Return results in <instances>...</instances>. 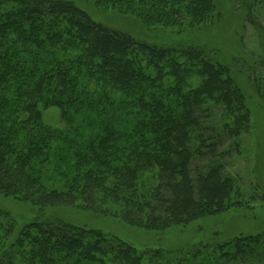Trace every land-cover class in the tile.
Instances as JSON below:
<instances>
[{
    "label": "trees",
    "instance_id": "16d2710c",
    "mask_svg": "<svg viewBox=\"0 0 264 264\" xmlns=\"http://www.w3.org/2000/svg\"><path fill=\"white\" fill-rule=\"evenodd\" d=\"M88 1L151 28L193 30L215 16L213 0ZM231 75L194 46L138 40L94 22L71 0H0V195L39 209L77 206L154 232L225 213L232 180L194 163L220 156L219 138L205 128L211 107L228 141L249 130ZM251 81L264 100L262 83ZM48 109L60 111L63 129L41 121ZM146 259L117 238L61 221L15 235L0 210V264ZM172 264H264V233Z\"/></svg>",
    "mask_w": 264,
    "mask_h": 264
},
{
    "label": "rangeland",
    "instance_id": "374dc122",
    "mask_svg": "<svg viewBox=\"0 0 264 264\" xmlns=\"http://www.w3.org/2000/svg\"><path fill=\"white\" fill-rule=\"evenodd\" d=\"M71 1L96 23L154 45L194 46L213 63L230 68L231 77L249 111V130L238 140L228 141L223 137L219 109L211 107L209 114L212 115L205 128L219 138L220 156L203 158L194 165L200 169L207 165L219 167L223 175L232 180L231 207L225 213L200 218L184 227L154 232L77 206L39 209L0 195V210L13 220L15 235L31 224L61 221L117 238L142 253L147 258L144 264H172L186 252L213 248L239 236L264 233V100L251 84V80L258 85L262 83L264 97V0L260 6H254L251 0H213L215 16L209 23L179 31L146 27L131 16L111 8L96 7L88 0ZM248 11L252 16L248 17ZM241 71L244 72L238 73ZM199 84V79L191 80L193 87ZM40 116L46 126L63 129L62 116L57 109L42 110Z\"/></svg>",
    "mask_w": 264,
    "mask_h": 264
}]
</instances>
